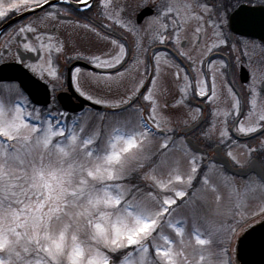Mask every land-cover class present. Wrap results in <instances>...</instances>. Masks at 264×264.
<instances>
[{
    "label": "snow or ice",
    "instance_id": "obj_1",
    "mask_svg": "<svg viewBox=\"0 0 264 264\" xmlns=\"http://www.w3.org/2000/svg\"><path fill=\"white\" fill-rule=\"evenodd\" d=\"M129 8L0 0V264H264V0Z\"/></svg>",
    "mask_w": 264,
    "mask_h": 264
},
{
    "label": "flooded vegetation",
    "instance_id": "obj_2",
    "mask_svg": "<svg viewBox=\"0 0 264 264\" xmlns=\"http://www.w3.org/2000/svg\"><path fill=\"white\" fill-rule=\"evenodd\" d=\"M140 2H141V0H127V3L130 5L129 11H132L133 9H135V5H137ZM95 11L96 10L93 9L92 12H83V13H79L78 15H79V17H88L89 19L93 20L95 23L99 24L100 19H99V17L96 16ZM135 11L140 13V17L142 19H146L149 15H151V12L147 11V10L135 9ZM30 17H33V14H27L21 18H18L17 20L14 21V23H21L23 20H27ZM74 18H77V17L74 16ZM251 38L259 40V35L255 36V37H251ZM6 39H7V37L0 36V45H2ZM78 43H79L80 47L83 49H87L89 47V42L86 40L79 39ZM15 51H16V49L13 48V53ZM21 51H23V50L21 49ZM21 54H23V53L21 52ZM5 55H9V54H5ZM37 55H38V53H30L28 56H26V58L29 61H32L37 57ZM9 62L11 63L12 61L9 60ZM73 63H79L80 66L87 67L86 65L83 64L82 61L81 62H68L64 59V57H60V64L62 65V69H61L62 71H64L65 68H71L73 66ZM229 79L233 82L234 88L237 91L241 92L242 95H245V99H247V96L245 94V89L243 87L248 83V79H249V67H248L247 60H244L242 62V66H237V67L233 68V70L229 76ZM55 94L57 95V97L59 96V94L68 95L71 97V99L74 102H76V100L74 99L73 90H71V89H69L66 92L61 91L60 89H57V92ZM58 102H59V105L61 106L60 101H58ZM90 106H91L90 104L84 103L83 107L86 109V108H89ZM222 107H223V105H222ZM61 110H63L62 107H61ZM98 110H100V107L98 108ZM204 115L207 119H210V117H208L207 109H205ZM206 123H207V120H206ZM189 135L191 136L192 140L195 143H200L201 146L203 145V142L199 138V129H197L195 133H189ZM239 142L241 144H243V143H255L254 140H248L246 138H241ZM226 151H227V146H222L220 149V155L217 157V159L222 158V156H224V153ZM209 154H211V152Z\"/></svg>",
    "mask_w": 264,
    "mask_h": 264
},
{
    "label": "water",
    "instance_id": "obj_3",
    "mask_svg": "<svg viewBox=\"0 0 264 264\" xmlns=\"http://www.w3.org/2000/svg\"><path fill=\"white\" fill-rule=\"evenodd\" d=\"M27 14H29V13H26L25 15H27ZM21 52L23 53L22 55H24L25 57L30 54V53H25L23 51H21ZM40 98L43 99L42 94H41ZM58 98H59V101H60L62 107L68 111H78L81 109V105H84V103L91 104V102L85 101L82 98L80 99L79 102H74L70 96L65 95V94H59ZM95 107H100V106H95ZM223 158H224V156H222V158H218V160L223 159ZM253 259L256 261H259L260 257L258 255H256L253 257Z\"/></svg>",
    "mask_w": 264,
    "mask_h": 264
},
{
    "label": "rangeland",
    "instance_id": "obj_4",
    "mask_svg": "<svg viewBox=\"0 0 264 264\" xmlns=\"http://www.w3.org/2000/svg\"><path fill=\"white\" fill-rule=\"evenodd\" d=\"M86 109H88V108H86ZM253 195L255 196L254 203H258L260 201V199L264 198V195H262L260 193H254Z\"/></svg>",
    "mask_w": 264,
    "mask_h": 264
}]
</instances>
